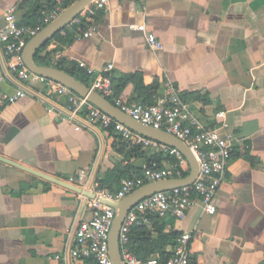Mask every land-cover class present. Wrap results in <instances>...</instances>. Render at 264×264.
Masks as SVG:
<instances>
[{
	"label": "crops",
	"instance_id": "0c3cea01",
	"mask_svg": "<svg viewBox=\"0 0 264 264\" xmlns=\"http://www.w3.org/2000/svg\"><path fill=\"white\" fill-rule=\"evenodd\" d=\"M19 2L0 0V27L4 13ZM101 12L100 20L83 18L97 27L92 36L68 44L52 40L43 53L52 65L92 66V75L78 67L89 87L112 63L113 80L135 77L119 94L126 101L154 103L165 95L168 80L206 127H216L215 114L224 111L234 140L215 212L207 214L197 203L182 219L167 215L158 225L163 233L188 231L199 264H264V0H110ZM16 14L24 23L23 10ZM80 21L76 17L67 31ZM139 24L161 43L160 50L150 49L145 34L130 28ZM0 66L2 91H27L0 106V264H84L70 255L86 214L83 196L90 195L96 176L114 166L143 169L150 153H118L112 130L80 117L61 119L65 97L27 87L3 60ZM49 104L55 107L50 113ZM171 248L167 244L163 251Z\"/></svg>",
	"mask_w": 264,
	"mask_h": 264
},
{
	"label": "built area",
	"instance_id": "2783aa9c",
	"mask_svg": "<svg viewBox=\"0 0 264 264\" xmlns=\"http://www.w3.org/2000/svg\"><path fill=\"white\" fill-rule=\"evenodd\" d=\"M133 1L143 2L144 0ZM109 2L110 0H94L91 6L95 10L105 12ZM60 12L61 10L58 8L46 12L42 23L35 26L20 24L15 7H10L4 13L3 24L0 27V61H4L7 71L27 87L35 90L45 89L48 96L65 97V111H58L61 119L72 120L80 117L85 122L84 124L110 129L120 139L139 145L150 154L160 153L173 159L164 167L156 168L145 165L141 175L133 178H121L118 188L114 192L100 188L98 183L94 181L89 191L95 197L83 196L86 214L75 229V242L70 250V255L83 261L84 264H113L109 255V234L115 209L98 198L117 202L145 183L187 176L189 165L176 148L132 131L88 102L86 98L77 95L66 86L32 73L25 66L22 52L27 41L55 19ZM130 28L145 34L150 49L160 50L162 48L161 43L156 40L153 34L145 33L144 24L130 25ZM96 29L97 27L92 25L78 37L88 38L97 31ZM78 66L86 74H94L92 66L84 62H79ZM112 69V63L100 69L90 87L110 99L116 107L132 119L177 137L189 147L198 164V174L191 183L153 193L138 201L128 210L118 233L122 263L199 264L192 259L190 252L191 234L188 231L181 232L176 237L175 244L168 254L164 256L150 255L146 259L137 258L128 248L129 232L132 226L144 223L147 216L152 214L160 218L171 215L177 219H182L185 211L197 203L201 205L203 212L207 214L215 212L214 196L225 177L234 140V135L227 131L228 124L225 121V112H216L215 116L220 120L216 127L204 126L189 109L188 104L180 97L178 89L168 80L163 84L165 95L156 102L144 104L126 101L121 96L113 95L111 87ZM4 79L5 73L0 66V83ZM26 95L25 87H20L13 93H6L0 89V106L15 103ZM54 108L52 104H49L46 110L50 113L55 110ZM80 126L81 122L77 120L75 129H79ZM222 131L224 132L222 133Z\"/></svg>",
	"mask_w": 264,
	"mask_h": 264
},
{
	"label": "water",
	"instance_id": "95a60500",
	"mask_svg": "<svg viewBox=\"0 0 264 264\" xmlns=\"http://www.w3.org/2000/svg\"><path fill=\"white\" fill-rule=\"evenodd\" d=\"M93 1L94 0H76L65 8L55 19L45 25L35 36L31 37L27 41L22 52V59L25 66L32 73L66 86L77 95L86 98L88 102L101 109L115 120L121 122L132 131L146 138L176 148L181 152L189 165V174L187 176L183 178L163 179L145 183L135 188L117 202L98 198L99 200L108 203L115 209L109 234V255L113 264H123L118 245V233L121 223L128 210L138 201L153 193L170 190L175 187H181L191 183L198 174V164L189 147L174 135L132 119L116 107L108 98L102 96L65 70L49 65H39L35 62L34 57L37 51L41 49L50 39H52L57 32L62 30L79 14L89 8ZM89 196L95 197L93 193H90Z\"/></svg>",
	"mask_w": 264,
	"mask_h": 264
},
{
	"label": "trees",
	"instance_id": "16d2710c",
	"mask_svg": "<svg viewBox=\"0 0 264 264\" xmlns=\"http://www.w3.org/2000/svg\"><path fill=\"white\" fill-rule=\"evenodd\" d=\"M76 0H20L18 8L23 10L24 23L19 20L20 24L24 25H38L42 23L43 16L46 12L51 11L53 9L64 10L67 8L72 2ZM85 15H89L92 20H100L102 16V12L100 10H95L92 6L87 8L84 12L77 16L80 18L79 24H72L70 26L71 30L67 31L68 25L65 26L62 30L57 32L52 39H50L41 49H39L34 57V60L39 65H49L54 66L56 68L65 70L69 74H72L75 78L80 80L81 82L87 84L88 79L85 74L80 71L78 65H74V63L70 64V67H61L59 65H52V63L48 59L49 53H43V50L52 40H60L65 44L70 43L76 36L81 35L85 30L90 27V23L84 22L83 18ZM64 31V35H61V31ZM80 69H79V68ZM86 73V72H85ZM137 77V76H136ZM135 78V77H134ZM131 78V79H134ZM140 78V76H139ZM131 79H111V87L114 96H119L121 90ZM155 87L151 86L148 89L151 91L154 90ZM150 102H146L148 104ZM116 144L113 143V149L118 153H125L127 157H140L144 156L146 151L142 149L139 145H134L129 143L128 141H124L116 136ZM173 161L168 155L154 153L147 155L146 166H154L156 168H161L165 161ZM166 161V162H167ZM154 164V165H153ZM141 168H134L131 166H124L123 168H119V166H114L108 172H106L102 177L96 176L95 182L98 183L100 188L107 190L108 192H114L118 188L119 180L121 178H133L141 175ZM163 218L158 217L155 214L148 215L147 219L144 223H140L131 227L129 232V241L128 248L131 252L139 259H146L148 256L154 253H159L161 256L166 255L163 251L165 245L170 244L174 245L176 237L180 234L175 231H170L163 233L162 226L158 225ZM153 230L158 232V236L156 239H152L151 233ZM168 254V253H167Z\"/></svg>",
	"mask_w": 264,
	"mask_h": 264
}]
</instances>
